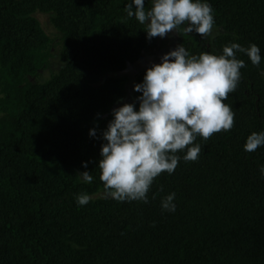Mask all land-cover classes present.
Returning <instances> with one entry per match:
<instances>
[{"label": "trees", "instance_id": "1", "mask_svg": "<svg viewBox=\"0 0 264 264\" xmlns=\"http://www.w3.org/2000/svg\"><path fill=\"white\" fill-rule=\"evenodd\" d=\"M201 2L218 32L201 37L182 25L173 50L221 55L232 43L255 44L260 65L236 53L245 67L223 101L233 127L197 136L195 161L177 152L178 166L154 179L144 203L108 197L97 164L113 110H138L134 85L152 65L130 90L123 72L158 37L127 16L131 0H0V264H264V145L244 150L250 134L264 132V0ZM85 171L91 183L78 175ZM171 193L175 210H164ZM79 194L90 201L78 205Z\"/></svg>", "mask_w": 264, "mask_h": 264}, {"label": "clouds", "instance_id": "2", "mask_svg": "<svg viewBox=\"0 0 264 264\" xmlns=\"http://www.w3.org/2000/svg\"><path fill=\"white\" fill-rule=\"evenodd\" d=\"M125 11L145 25L148 39L163 38L185 24V33L195 31L201 37L213 30V10L201 0H152L149 10L145 0H131ZM237 52L245 53L254 66L260 65V48L255 44L244 48L232 43L223 47L221 55L198 56H190L181 44L164 54L159 64L146 69L143 82L134 85V91L141 93L138 110L133 103L114 109L113 119L102 132L106 143L101 145L97 167L108 197L147 203L154 179L162 172L173 173L178 166L177 152L186 149L183 159L195 161L202 151L194 144L197 136L206 141L215 133L231 130L234 113L223 101L235 91L240 69L245 67L244 61L236 58ZM89 135L95 136V130ZM262 145L264 132H253L246 138L244 150L254 152ZM260 171L264 174V166ZM78 175L85 183L92 182L89 172ZM174 197L171 193L162 200L164 210H175ZM76 199L82 206L91 197L79 194Z\"/></svg>", "mask_w": 264, "mask_h": 264}, {"label": "rangeland", "instance_id": "3", "mask_svg": "<svg viewBox=\"0 0 264 264\" xmlns=\"http://www.w3.org/2000/svg\"><path fill=\"white\" fill-rule=\"evenodd\" d=\"M38 17L42 23L43 28L46 30V32L50 36H54L56 33L55 29L50 25L48 22L47 16L43 14H38ZM212 32H218L216 28H213ZM175 31L167 33L165 37L160 38L158 37L157 40V47L153 48L150 51L144 52L143 55L140 57V59L134 63V64H129L126 68V70L123 72L128 76V90H130L133 82V76L136 72L142 69H146L148 66H151L153 64H158L161 62V57L168 53L170 50H173V45L175 41ZM57 36V35H56ZM55 41H58L56 39ZM160 41L164 42V46L160 47ZM59 45H57L55 48H52V52L55 54V56L51 59V70H56L59 65L58 57H57V50H58ZM48 70H45V75L48 74Z\"/></svg>", "mask_w": 264, "mask_h": 264}]
</instances>
